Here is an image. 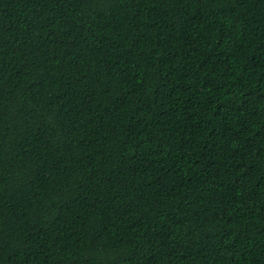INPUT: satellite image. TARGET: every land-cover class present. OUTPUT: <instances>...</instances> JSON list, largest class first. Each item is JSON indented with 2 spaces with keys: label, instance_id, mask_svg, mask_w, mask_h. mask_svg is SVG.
I'll return each instance as SVG.
<instances>
[{
  "label": "trees",
  "instance_id": "16d2710c",
  "mask_svg": "<svg viewBox=\"0 0 264 264\" xmlns=\"http://www.w3.org/2000/svg\"><path fill=\"white\" fill-rule=\"evenodd\" d=\"M0 264H264V0H0Z\"/></svg>",
  "mask_w": 264,
  "mask_h": 264
}]
</instances>
